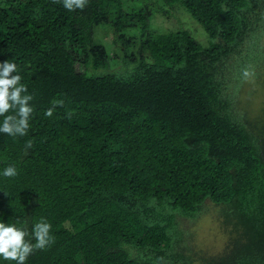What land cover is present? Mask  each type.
I'll return each mask as SVG.
<instances>
[{"label":"trees","instance_id":"trees-1","mask_svg":"<svg viewBox=\"0 0 264 264\" xmlns=\"http://www.w3.org/2000/svg\"><path fill=\"white\" fill-rule=\"evenodd\" d=\"M161 1L213 43L183 27L157 33L147 12L125 15L123 0L73 11L63 0H0V63L17 66L33 97L26 135L0 133V223L34 245L46 222L54 241L25 264H193L175 252L176 219L206 201L223 207L235 236L202 264H264V142L228 92L241 81L227 79L236 63L264 60V0ZM112 13L132 66L124 76L107 70L111 57L94 41ZM130 27L139 35L127 39ZM9 166L13 178L2 175Z\"/></svg>","mask_w":264,"mask_h":264},{"label":"rangeland","instance_id":"rangeland-1","mask_svg":"<svg viewBox=\"0 0 264 264\" xmlns=\"http://www.w3.org/2000/svg\"><path fill=\"white\" fill-rule=\"evenodd\" d=\"M122 11L125 15L147 12L150 16V28L157 33L176 31L183 27L203 47H209L213 43L202 27L179 5L171 8L164 6L161 0H123ZM110 15L115 18L116 13L109 14L108 22L95 28L94 41L97 44H103L111 57L107 70L124 76L132 66L124 63L122 57L125 56V51L122 52L123 47L121 48V43L117 41L118 36L114 35V20L110 19ZM125 32L127 39L139 35L138 29L134 27L127 28ZM257 46L264 49V35L259 42L257 41ZM129 52L131 54L135 51L128 50L127 53ZM115 53L118 54V57L112 59ZM252 62L246 60L243 65L244 71L238 63L229 68L227 79H238L241 83L239 92L233 84L229 86L228 92L233 94L236 110L243 115L244 123L253 133L262 137L261 140L264 142V60L259 58ZM248 65L251 66L248 67ZM78 70L82 69L79 67ZM99 72L104 74L105 70H99ZM222 208V206H216L210 201H206L205 206L196 217L178 216L176 230L179 233L180 241L175 252H183L193 264H202L206 258L210 259L225 254L235 235L232 226L225 223L226 219L222 216ZM178 261L179 264H182L181 262L185 260L179 259Z\"/></svg>","mask_w":264,"mask_h":264},{"label":"clouds","instance_id":"clouds-1","mask_svg":"<svg viewBox=\"0 0 264 264\" xmlns=\"http://www.w3.org/2000/svg\"><path fill=\"white\" fill-rule=\"evenodd\" d=\"M56 2V0H54ZM87 0H63L64 7L69 11L77 8L83 10ZM17 70L14 63L5 61L0 63V116L4 117L2 125H0V133L10 136H24L29 128V117L33 108L29 105V101L33 99L27 93L25 85L20 84L21 77L12 75ZM53 108H49L45 115L51 117ZM12 112L14 114H8ZM32 142H26V148H31ZM17 169L9 166L3 170L2 175L6 178H13L17 175ZM7 194V193H6ZM51 225L46 222L36 223L33 228V235L36 243L25 242V231L16 228L14 225L6 226L0 223V256L5 260L16 261L17 264H25L27 257L34 250H44L48 245L53 243L50 236Z\"/></svg>","mask_w":264,"mask_h":264}]
</instances>
